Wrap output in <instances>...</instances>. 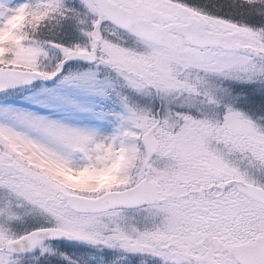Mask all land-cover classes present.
<instances>
[{
    "label": "snow or ice",
    "instance_id": "snow-or-ice-1",
    "mask_svg": "<svg viewBox=\"0 0 264 264\" xmlns=\"http://www.w3.org/2000/svg\"><path fill=\"white\" fill-rule=\"evenodd\" d=\"M0 264H264V0H0Z\"/></svg>",
    "mask_w": 264,
    "mask_h": 264
}]
</instances>
